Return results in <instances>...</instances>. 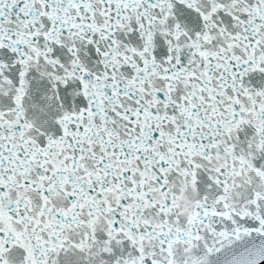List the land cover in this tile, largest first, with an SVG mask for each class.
Wrapping results in <instances>:
<instances>
[{"label": "snow or ice", "instance_id": "6c2138e0", "mask_svg": "<svg viewBox=\"0 0 264 264\" xmlns=\"http://www.w3.org/2000/svg\"><path fill=\"white\" fill-rule=\"evenodd\" d=\"M0 264H264V0H0Z\"/></svg>", "mask_w": 264, "mask_h": 264}]
</instances>
